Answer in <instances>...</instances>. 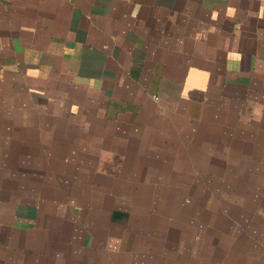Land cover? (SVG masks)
Segmentation results:
<instances>
[{
	"label": "crops",
	"instance_id": "1",
	"mask_svg": "<svg viewBox=\"0 0 264 264\" xmlns=\"http://www.w3.org/2000/svg\"><path fill=\"white\" fill-rule=\"evenodd\" d=\"M0 264H264V0H0Z\"/></svg>",
	"mask_w": 264,
	"mask_h": 264
},
{
	"label": "rangeland",
	"instance_id": "2",
	"mask_svg": "<svg viewBox=\"0 0 264 264\" xmlns=\"http://www.w3.org/2000/svg\"><path fill=\"white\" fill-rule=\"evenodd\" d=\"M187 184H188V186H187V188H188L189 185H190V183H187ZM242 184H243V183H240V182H237V183H236V185H237L238 187H239V186H242ZM240 188H241V187H240ZM209 200H210V199H207L206 197H204V198H203V205H206V202L209 201ZM219 200H224V199H219ZM245 200H247V199H245ZM237 201H240V202H241V201H244V198H236V202H237Z\"/></svg>",
	"mask_w": 264,
	"mask_h": 264
}]
</instances>
